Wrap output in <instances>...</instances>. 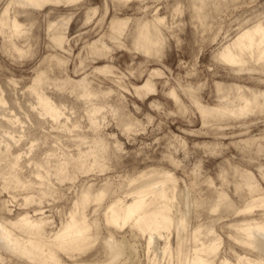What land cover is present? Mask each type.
Instances as JSON below:
<instances>
[{
	"label": "rangeland",
	"instance_id": "374dc122",
	"mask_svg": "<svg viewBox=\"0 0 264 264\" xmlns=\"http://www.w3.org/2000/svg\"><path fill=\"white\" fill-rule=\"evenodd\" d=\"M9 2L0 0V15L8 6V17L16 16L22 33L9 37L7 28L0 33V96L7 101L0 104V170L6 173L8 163L19 155L12 172L22 187L4 190L0 175V219L7 209L11 210L8 220L25 213L39 217L35 210L41 207L55 228L82 188H89L93 195L107 186L103 208L110 198L124 196L139 183L164 180L167 172L177 187V199L185 192L189 195L190 223L183 235L181 257L189 254L192 229L198 225L200 241L215 238L220 242L215 264L221 257L232 261L235 254L243 256L241 246L229 237L228 224L230 219L250 216L237 211L251 199L240 197L247 192L245 188L235 190L234 182L241 180L235 169L250 173L264 189V109L203 124L193 99L213 106L239 94L264 92L262 63L251 62L240 69L218 59L221 49L239 33L257 23L264 25V0H217L215 9L199 10L200 17L194 10L195 0H60L38 8ZM113 18L127 20L121 35L112 34ZM145 23L162 39L156 54H145L134 45L137 27ZM57 34L64 36L61 46L53 42ZM94 42L105 48L102 54L90 48ZM103 67L107 69L101 71ZM40 71L46 80L37 89L59 108L56 119L42 115L35 95L29 93ZM147 79L152 91L142 88ZM66 80L70 83L65 85ZM61 84L64 88L59 89ZM81 92L91 96L84 99ZM93 107L98 110L93 112ZM8 117L16 122L13 128L5 121ZM252 137L256 142L250 146L241 142ZM257 143L261 144L259 151ZM90 149L100 156L103 171H75L76 159L90 161L84 154ZM65 160L77 178L58 183L52 171ZM47 171V179L54 184L53 197L39 206L37 201L23 205L27 192L37 197V174L45 176ZM142 173L146 176L129 183ZM221 190L228 197L213 211ZM260 197L264 194L254 198ZM228 202L233 204L230 212H236L227 216L224 206ZM94 206L91 203L88 208L90 221L102 212ZM179 208L184 207L180 204ZM262 211L264 207H255L251 215ZM125 231L114 232V239L125 234L133 246L131 262L123 256L114 264L179 262L175 255L170 260L161 255L162 239L153 244L155 251L147 250L145 238H134ZM108 236L100 230L85 251L72 258L62 255V260L66 264H109L102 249L103 238ZM170 240L175 247V237ZM0 264L24 261L0 248Z\"/></svg>",
	"mask_w": 264,
	"mask_h": 264
},
{
	"label": "bare ground",
	"instance_id": "6f19581e",
	"mask_svg": "<svg viewBox=\"0 0 264 264\" xmlns=\"http://www.w3.org/2000/svg\"><path fill=\"white\" fill-rule=\"evenodd\" d=\"M60 0H10V4H19L24 6L42 7L51 2H59ZM65 2H74L77 0H64ZM198 3L194 7L197 17L199 10L214 6L217 7V0H195ZM220 1V0H219ZM213 7V9H215ZM203 19L207 14L203 13ZM157 22H162V19L157 18ZM127 20L113 18L110 22L112 34L121 35ZM7 28L9 37L18 36L22 33V27L16 19L8 17V6L0 15V33H4ZM64 41L62 34L53 36V42L57 46H61ZM162 43L156 30H150L147 23L137 27L134 36V45L137 49L145 54H156L157 48ZM90 48L94 53L102 54L105 48H98L96 42L92 43ZM13 49L18 53L21 50L13 44ZM218 59L230 65H238L240 69L249 63H262L264 66V25L257 23L238 34L236 38L229 44L224 46L218 53ZM106 67L100 70H106ZM152 72L150 75H152ZM46 74L43 71L37 73L28 90L30 94L35 95L37 104L40 107L42 115H47L51 118L60 116L59 108L45 94L38 91L37 87L44 83ZM66 80L63 84H69ZM58 86L59 89L64 88V85ZM142 88L147 91H152L153 85L150 79H147ZM139 93L140 88L135 89ZM217 90L220 87L217 84ZM84 99H88L91 93L81 92ZM197 109L201 115L203 124L211 120L221 121L224 119H237L244 117L249 113H254L256 110L264 109V92L251 91L247 94H239L233 100L218 102L213 106L202 105L196 99H193ZM7 101L3 96H0V104L4 105ZM98 108L93 107L92 111L96 112ZM6 118V117H5ZM10 122L11 128L14 125L12 118H7L5 121ZM2 122V121H1ZM7 123V122H6ZM9 124V123H8ZM241 142L250 146L256 142V139L245 138ZM258 151L261 149V144L257 143ZM81 154V153H80ZM85 158L91 157L88 163L81 158L76 159V163L72 168L81 174L96 169L103 171L104 165L100 160V156L90 149L85 152ZM102 156V155H101ZM19 155L15 157L13 162L8 163L6 173L0 175L3 178L2 188L22 187L19 176L12 172L14 165L17 163ZM75 171H69V162L67 160L58 162L55 165L52 175L58 183H64L77 178ZM50 171L46 172L45 176L37 174L39 178L37 197H33L27 192L23 198V205L27 206L37 201L36 205L43 204L42 200H47L53 197V180L47 179ZM240 177V181L234 182L235 190L245 188L247 192L241 194L240 197H248L250 203L245 205V208L237 211L238 213L250 215L243 219H230L228 228L230 231L229 237L243 249V256L235 254L234 260H229L225 257L218 259L216 264H264V211L259 215L253 216V208L264 207V197L254 198L264 194V189L260 188L254 178L242 169H235ZM146 173L140 176L129 179V183L140 180L145 177ZM264 176V175H263ZM55 180V181H56ZM174 179L169 173H165V179L162 181L146 180L139 183L136 187L125 191L124 196H116L110 198L102 208L101 201L108 190L107 186L91 194L89 188H82L72 200V205L68 212L59 220L57 227H53L54 222L49 220L48 216L44 215L41 207L35 210V215L39 217L29 216L27 213L19 216L15 220H8L10 209L6 210L4 218L0 219V248L5 249L15 258L21 259L33 264H66L62 260V255L72 258L74 254L85 251L98 238L100 230H105L109 233L107 238H103L102 249L106 253V261L109 264H114L120 257L127 256L126 261L131 262L133 246L128 244L125 234H121L118 241L114 239V232L126 229V233L134 238H145L147 250L152 248L155 251L153 244L163 240L161 247V255L172 258L173 255L180 260L177 264H215V258L220 246L218 239L199 240L201 235V225L192 229L193 245L188 255L182 256V241L183 235L188 230L190 217L188 212L189 195L185 192L184 197L178 200L176 195V185L172 183ZM217 201L213 211L218 208L222 202L227 199V194L223 190L216 194ZM91 203H95L96 207H101L102 212L99 218L90 221L88 217V208ZM182 204L184 208H179ZM233 209V204L228 202L224 206V213H228ZM234 209L231 214H234ZM2 213V212H1ZM2 215V214H1ZM1 218V217H0ZM101 221V222H100ZM176 239L175 247H172L170 237ZM254 253V254H252ZM253 255L254 257H247ZM123 260V259H122ZM124 260V261H125ZM89 264V263H87ZM128 264V263H127ZM169 264H174L169 262Z\"/></svg>",
	"mask_w": 264,
	"mask_h": 264
}]
</instances>
